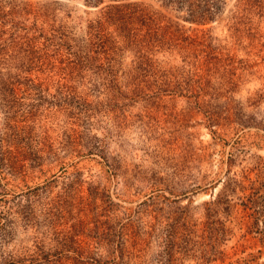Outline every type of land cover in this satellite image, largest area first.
Instances as JSON below:
<instances>
[{"label":"rangeland","instance_id":"obj_1","mask_svg":"<svg viewBox=\"0 0 264 264\" xmlns=\"http://www.w3.org/2000/svg\"><path fill=\"white\" fill-rule=\"evenodd\" d=\"M0 264H264V0H0Z\"/></svg>","mask_w":264,"mask_h":264},{"label":"trees","instance_id":"obj_2","mask_svg":"<svg viewBox=\"0 0 264 264\" xmlns=\"http://www.w3.org/2000/svg\"><path fill=\"white\" fill-rule=\"evenodd\" d=\"M129 5H132L131 3H123V4H120L119 6H116L118 8V15L122 18V16H125L126 13H122L121 11V7H129ZM134 14V11L131 12V14H128V15H133Z\"/></svg>","mask_w":264,"mask_h":264}]
</instances>
